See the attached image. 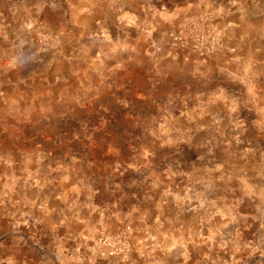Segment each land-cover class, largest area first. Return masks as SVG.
I'll return each mask as SVG.
<instances>
[{"label": "rangeland", "instance_id": "obj_1", "mask_svg": "<svg viewBox=\"0 0 264 264\" xmlns=\"http://www.w3.org/2000/svg\"><path fill=\"white\" fill-rule=\"evenodd\" d=\"M0 0V264H264V0Z\"/></svg>", "mask_w": 264, "mask_h": 264}, {"label": "crops", "instance_id": "obj_2", "mask_svg": "<svg viewBox=\"0 0 264 264\" xmlns=\"http://www.w3.org/2000/svg\"><path fill=\"white\" fill-rule=\"evenodd\" d=\"M217 3L223 8L225 14L223 21L228 28H234L235 24L231 20L238 19L245 21L248 13L247 7L257 6L258 3L252 0H217Z\"/></svg>", "mask_w": 264, "mask_h": 264}]
</instances>
